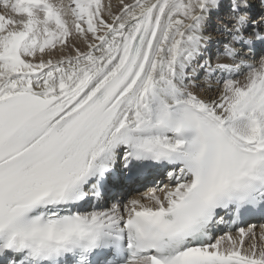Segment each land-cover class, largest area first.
Here are the masks:
<instances>
[{
  "label": "snow or ice",
  "instance_id": "6c2138e0",
  "mask_svg": "<svg viewBox=\"0 0 264 264\" xmlns=\"http://www.w3.org/2000/svg\"><path fill=\"white\" fill-rule=\"evenodd\" d=\"M252 217L264 0H0V264H264Z\"/></svg>",
  "mask_w": 264,
  "mask_h": 264
},
{
  "label": "bare ground",
  "instance_id": "6f19581e",
  "mask_svg": "<svg viewBox=\"0 0 264 264\" xmlns=\"http://www.w3.org/2000/svg\"><path fill=\"white\" fill-rule=\"evenodd\" d=\"M112 2L115 4L117 2V0H112ZM261 227L257 228V231H259Z\"/></svg>",
  "mask_w": 264,
  "mask_h": 264
}]
</instances>
